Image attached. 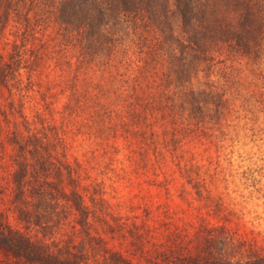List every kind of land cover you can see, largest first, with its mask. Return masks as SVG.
Segmentation results:
<instances>
[{"label":"trees","instance_id":"trees-1","mask_svg":"<svg viewBox=\"0 0 264 264\" xmlns=\"http://www.w3.org/2000/svg\"><path fill=\"white\" fill-rule=\"evenodd\" d=\"M50 18L59 25L58 46L43 36ZM2 33L0 85L21 96L35 88L47 112L29 117L19 98L17 108L0 105V147L11 148L5 186L20 224L8 223L0 207V264H264V248L252 239L202 221L190 231L171 230L161 241L127 227L137 258L103 246L90 230L106 202L91 195L90 208L75 187L65 190L64 167H71L51 151L62 140L51 125L52 99L34 81L39 66L60 67L62 45L71 43L80 55L65 61L61 72L67 77L78 78L98 56L102 74L106 69L125 83L152 87L147 109L170 123L176 115L205 113L210 101L226 114L229 87L249 73L259 78L255 85L264 84V0H0ZM195 82L200 87L193 90ZM10 113L20 116L12 126ZM5 188L0 184V198ZM113 220L109 230L124 224Z\"/></svg>","mask_w":264,"mask_h":264},{"label":"rangeland","instance_id":"rangeland-1","mask_svg":"<svg viewBox=\"0 0 264 264\" xmlns=\"http://www.w3.org/2000/svg\"><path fill=\"white\" fill-rule=\"evenodd\" d=\"M59 31L50 18L43 36L58 46ZM5 35L0 37L2 52H6ZM62 46L60 67L39 66L34 81L52 99L51 125L62 140L54 141L51 151L71 167L70 172L64 167L65 190L75 187L90 208L91 195L106 202L107 211L97 210L100 216L91 222V234L101 236L103 246L137 258L127 227L138 226L152 240L161 241L171 230L190 231L202 221L225 224L264 248V84H254L259 78L249 73L242 77L244 82L228 88L226 114L209 100L205 113L176 115L170 123L147 109L152 87L125 83L106 69L102 74L98 56L88 58L78 78L62 74L63 68L67 70L65 61L76 62L80 55L71 43ZM99 77L100 90L95 86ZM199 87L195 82L190 88ZM12 91L0 85L3 108L10 103L17 108L19 98L29 117L47 112L35 88L22 96ZM9 117L11 126L20 119L18 113ZM7 145L0 147V184L7 192L0 207L6 221L19 227L11 188L5 186L12 169ZM112 215L123 226L109 230L107 225L115 224Z\"/></svg>","mask_w":264,"mask_h":264}]
</instances>
